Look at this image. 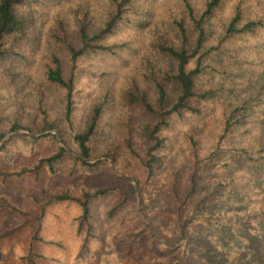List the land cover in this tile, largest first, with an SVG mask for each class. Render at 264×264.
I'll return each instance as SVG.
<instances>
[{
    "label": "rangeland",
    "instance_id": "obj_1",
    "mask_svg": "<svg viewBox=\"0 0 264 264\" xmlns=\"http://www.w3.org/2000/svg\"><path fill=\"white\" fill-rule=\"evenodd\" d=\"M149 3H140L144 15L153 10L165 13L161 5L159 9L154 3L152 10ZM236 7L260 20L261 26L246 36L225 38L224 21ZM218 19L210 23L208 43L218 49L207 58L200 77L201 84L214 91L204 111L211 126L204 129L196 149L201 161H194L180 127L181 136L168 146V158L149 180L134 163L126 159L116 163L112 157L88 160L94 165L91 168L76 166L67 157L54 172L40 167L19 178L4 177V172L35 166L56 147L46 138L33 147L13 139L29 131H7L15 98L0 83V133L5 135L0 145L12 138L0 158V264H26L23 257L29 254L38 264H264V163L252 165L241 153L242 148L254 150L264 141V0L226 1ZM144 30L133 23L121 26L105 41L118 45L113 53L90 51L80 60L72 126L62 133L51 132L70 152L72 134L82 125L93 99L106 90L112 93V101L101 116L96 146L103 148L116 138L114 96L125 75L140 63L148 36ZM33 81L20 82L21 95L31 97L25 91ZM49 98L56 108V96ZM225 114L237 122L217 144ZM192 174L196 187L188 210L195 211L199 220L188 224L187 238L180 236L170 216L169 184L176 178L178 190L187 195ZM129 175H138L140 184ZM65 188L75 195L107 189L91 202L96 231L83 258L77 257L79 239L70 228L78 208L49 203L53 193ZM116 204L121 205L119 215L109 218L107 212ZM36 234L41 240L34 242L31 252L29 244Z\"/></svg>",
    "mask_w": 264,
    "mask_h": 264
},
{
    "label": "trees",
    "instance_id": "obj_2",
    "mask_svg": "<svg viewBox=\"0 0 264 264\" xmlns=\"http://www.w3.org/2000/svg\"><path fill=\"white\" fill-rule=\"evenodd\" d=\"M141 1L0 0V83L15 98L7 131L28 130L29 133L16 134L13 139H22L20 143L29 147L45 138L56 147L53 154L40 158L35 166L4 172V177L19 178L40 167L54 172L67 157L76 166L85 168L94 167L88 160L112 157L116 163L122 159L134 163L149 180L168 158V146L181 136L180 127L193 149L194 161H201L196 149L204 129L211 126L210 117L204 111L214 91L201 84L200 77L207 58L218 49L208 45L210 23L219 20L220 10L229 0H150V9L151 6L154 9L155 3L165 13L155 14L153 10L146 15ZM144 16H151L150 21H143ZM131 23L145 28L148 36L144 38L138 67L125 75L114 96V122L119 132L103 148L96 146L101 116L112 101V93L106 90L93 99L82 125L72 134L74 148L70 152L51 132L62 133L72 126L80 60L90 51L113 53L118 45H108L105 41L121 26ZM260 26V20L245 16L236 7L224 21V37L246 36ZM23 79L25 82L34 79L25 91L29 90V98L21 95ZM50 94L58 99L56 108ZM222 120L217 144L237 122L230 121L231 114H225ZM32 133L45 134L34 136ZM4 136L0 133V142ZM9 142L0 145V158ZM63 142L67 141L63 139ZM241 153L252 165L263 164L264 141L254 150L242 148ZM129 176L140 184L138 175ZM191 182L187 195L178 190L176 178L169 184L170 216L177 223L180 236L187 238L188 224L199 220L195 211L188 210L196 187L194 174ZM106 191L83 190L75 195L65 188L50 196L51 204L70 203L78 208L79 213L70 220V228L79 239L78 258H83L96 231L91 202ZM120 208V204L113 206L107 212L108 217H117ZM40 240L39 235H34L29 251ZM23 258L26 264H38L30 254Z\"/></svg>",
    "mask_w": 264,
    "mask_h": 264
},
{
    "label": "water",
    "instance_id": "obj_3",
    "mask_svg": "<svg viewBox=\"0 0 264 264\" xmlns=\"http://www.w3.org/2000/svg\"><path fill=\"white\" fill-rule=\"evenodd\" d=\"M32 135H34V136H38L39 134H34V133H32ZM5 140H6V139H5ZM5 140H4V141H5ZM4 141H2V143H3ZM2 143H1V144H2Z\"/></svg>",
    "mask_w": 264,
    "mask_h": 264
}]
</instances>
